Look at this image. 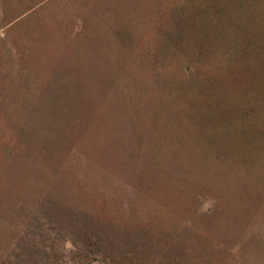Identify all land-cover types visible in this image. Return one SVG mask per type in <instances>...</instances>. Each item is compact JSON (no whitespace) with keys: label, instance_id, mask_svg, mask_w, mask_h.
Listing matches in <instances>:
<instances>
[{"label":"rangeland","instance_id":"1","mask_svg":"<svg viewBox=\"0 0 264 264\" xmlns=\"http://www.w3.org/2000/svg\"><path fill=\"white\" fill-rule=\"evenodd\" d=\"M11 5L0 264H264V0Z\"/></svg>","mask_w":264,"mask_h":264},{"label":"crops","instance_id":"2","mask_svg":"<svg viewBox=\"0 0 264 264\" xmlns=\"http://www.w3.org/2000/svg\"><path fill=\"white\" fill-rule=\"evenodd\" d=\"M12 8L13 9H15L16 8V0H12ZM3 8L5 9V6H3ZM8 24H12V26L13 27H16V18H14L12 21H10ZM16 41H14L13 42V44H12V48H13V50L15 51V53H13V55H12V58H11V60L9 59L8 60V62L9 61H11L12 62V68H13V76H14V79L16 80V43H15ZM5 68L6 69H9V67H8V64H7V66H5ZM16 86V85H15ZM16 93V92H15Z\"/></svg>","mask_w":264,"mask_h":264},{"label":"trees","instance_id":"3","mask_svg":"<svg viewBox=\"0 0 264 264\" xmlns=\"http://www.w3.org/2000/svg\"><path fill=\"white\" fill-rule=\"evenodd\" d=\"M57 168L54 166L51 168V173L54 174L56 172ZM34 206L37 205V202L36 203H33Z\"/></svg>","mask_w":264,"mask_h":264}]
</instances>
